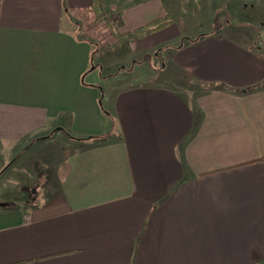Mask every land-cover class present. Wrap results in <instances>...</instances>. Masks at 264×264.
Listing matches in <instances>:
<instances>
[{
	"label": "crops",
	"instance_id": "0c3cea01",
	"mask_svg": "<svg viewBox=\"0 0 264 264\" xmlns=\"http://www.w3.org/2000/svg\"><path fill=\"white\" fill-rule=\"evenodd\" d=\"M164 1L0 0V264H264L262 48L185 38ZM163 18L124 45L172 49L162 80L87 81L91 40Z\"/></svg>",
	"mask_w": 264,
	"mask_h": 264
},
{
	"label": "rangeland",
	"instance_id": "374dc122",
	"mask_svg": "<svg viewBox=\"0 0 264 264\" xmlns=\"http://www.w3.org/2000/svg\"><path fill=\"white\" fill-rule=\"evenodd\" d=\"M164 5L170 18L179 24L185 38L219 34L251 47L259 46L264 54V0H208L201 4L194 0H165ZM117 10L112 8L111 14L107 15L110 22L103 20L108 27L111 22L116 24L118 18L112 15L116 14ZM130 41L134 40L123 39L120 33H116L110 45L105 46L104 41L101 40L102 44L96 42L93 46V51L96 53L93 61L94 69L87 81L96 82L102 93L116 87L134 85L136 83L134 77L137 75L136 69L139 65L143 69L153 68L159 73L157 80H162L166 74L165 70L169 69L167 56L173 54L172 49L166 48L160 51L158 47L152 51L127 56L124 45ZM170 44V48H176L173 43ZM164 64L165 70L162 69ZM178 82L183 84L174 83V85L182 92L188 90L193 92V89H197L198 93H204L212 89L211 86H199L186 76Z\"/></svg>",
	"mask_w": 264,
	"mask_h": 264
},
{
	"label": "trees",
	"instance_id": "16d2710c",
	"mask_svg": "<svg viewBox=\"0 0 264 264\" xmlns=\"http://www.w3.org/2000/svg\"><path fill=\"white\" fill-rule=\"evenodd\" d=\"M168 23H169V21L166 18L156 19V20L152 21L151 23L138 28L137 30L123 34V36H121V37H123V39L128 38L129 40L139 39V38H142V37L150 34L151 32H154V31L164 27ZM192 41H195V40H192ZM183 42L184 41H182L181 44H183ZM92 45L95 46V43L92 42ZM180 46H182V45H180ZM94 50H95V48H94ZM95 56H96V53H94V51H93V53H92V66H93V60L95 59Z\"/></svg>",
	"mask_w": 264,
	"mask_h": 264
},
{
	"label": "water",
	"instance_id": "95a60500",
	"mask_svg": "<svg viewBox=\"0 0 264 264\" xmlns=\"http://www.w3.org/2000/svg\"><path fill=\"white\" fill-rule=\"evenodd\" d=\"M93 69H94V66L91 67V70H93Z\"/></svg>",
	"mask_w": 264,
	"mask_h": 264
}]
</instances>
